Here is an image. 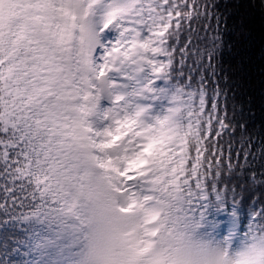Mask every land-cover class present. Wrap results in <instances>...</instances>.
Returning a JSON list of instances; mask_svg holds the SVG:
<instances>
[{
  "label": "snow or ice",
  "instance_id": "snow-or-ice-1",
  "mask_svg": "<svg viewBox=\"0 0 264 264\" xmlns=\"http://www.w3.org/2000/svg\"><path fill=\"white\" fill-rule=\"evenodd\" d=\"M0 264H264V0H0Z\"/></svg>",
  "mask_w": 264,
  "mask_h": 264
},
{
  "label": "trees",
  "instance_id": "trees-1",
  "mask_svg": "<svg viewBox=\"0 0 264 264\" xmlns=\"http://www.w3.org/2000/svg\"><path fill=\"white\" fill-rule=\"evenodd\" d=\"M257 55H259V53H257Z\"/></svg>",
  "mask_w": 264,
  "mask_h": 264
}]
</instances>
